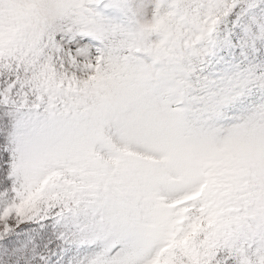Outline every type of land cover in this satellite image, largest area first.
<instances>
[{"label":"snow or ice","instance_id":"6c2138e0","mask_svg":"<svg viewBox=\"0 0 264 264\" xmlns=\"http://www.w3.org/2000/svg\"><path fill=\"white\" fill-rule=\"evenodd\" d=\"M0 264H264V0H0Z\"/></svg>","mask_w":264,"mask_h":264}]
</instances>
